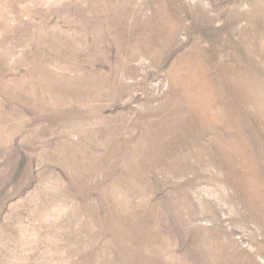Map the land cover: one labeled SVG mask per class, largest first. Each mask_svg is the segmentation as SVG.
<instances>
[{"label":"rangeland","instance_id":"obj_1","mask_svg":"<svg viewBox=\"0 0 264 264\" xmlns=\"http://www.w3.org/2000/svg\"><path fill=\"white\" fill-rule=\"evenodd\" d=\"M0 264H264V0H0Z\"/></svg>","mask_w":264,"mask_h":264}]
</instances>
